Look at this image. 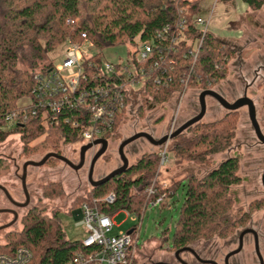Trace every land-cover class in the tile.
<instances>
[{
  "label": "trees",
  "instance_id": "1",
  "mask_svg": "<svg viewBox=\"0 0 264 264\" xmlns=\"http://www.w3.org/2000/svg\"><path fill=\"white\" fill-rule=\"evenodd\" d=\"M240 1L253 11L264 6V0ZM198 6V1L192 0H0V141L8 135H19L21 155H28L29 150L36 153L45 146L50 153L62 156L61 147L81 144L78 129L64 123L61 116L44 119L27 112L25 122L13 128L7 126L4 118L17 110L18 101L32 97L33 74L50 68L42 62L44 54L61 47L67 40L80 42L82 33L96 51L98 61L106 48L135 47L144 42L155 45L156 31L166 25L173 27L180 16L185 19L181 39L172 48L175 51L162 54L164 60L153 56L150 63L140 65L145 72L142 96L147 103L137 108L138 118H142L149 104L162 106L185 91L202 92L219 85L229 73V62L235 58V52L226 42L207 32L192 65L188 51L201 36L200 28L194 24ZM168 79L166 87L156 83V80ZM126 115L122 111L116 117L113 136L118 134ZM235 127V112H228L211 123L193 125L186 130L190 137L182 133L174 139L173 157L178 162L205 163L229 150ZM159 163L158 154L141 156L124 173L79 198L76 208L96 200L100 201L98 210L107 216L125 211L141 219L146 207L157 197L164 192L173 193L182 185V205L169 244L172 250L189 247L200 240L227 238L234 233L236 226H230L233 201L228 193L240 183L238 159L228 157L202 178L190 175L165 189L158 181ZM8 168L9 164L0 160V170L6 172ZM150 187L154 195L148 197ZM61 193L58 184H51L42 194L54 198ZM109 194H113L114 202H101ZM160 206L170 205L165 201ZM21 224L22 229L8 235L0 245V254L12 255L22 247L31 254L27 264H66L88 252L81 241L65 239L58 212L45 216L35 207Z\"/></svg>",
  "mask_w": 264,
  "mask_h": 264
},
{
  "label": "rangeland",
  "instance_id": "2",
  "mask_svg": "<svg viewBox=\"0 0 264 264\" xmlns=\"http://www.w3.org/2000/svg\"><path fill=\"white\" fill-rule=\"evenodd\" d=\"M199 3L201 11L198 17L206 21L210 20L207 32L218 38H223V34H227L230 23L234 22L239 16L238 12L234 10L232 5L226 6L222 2L217 3V0H199L198 5ZM244 36L246 35L244 34ZM244 41L245 38L236 42L238 46L236 47V56L229 62L227 77L211 90L218 93L229 103H233L242 97L249 98L255 106L257 124L261 133L264 134V41L261 42L262 50L258 53H253V51L251 52L246 49L245 44L247 42ZM224 42L227 43L226 40ZM249 42H257L255 35L252 39H248L246 45ZM78 43L80 42L78 41ZM66 48V44H64L51 53L44 54L42 62L54 68L60 67ZM127 51L128 48L124 46L106 48L101 51V59L111 65L124 64ZM95 53L96 51L89 46L81 49V54L85 56H92ZM140 88L141 85L135 87V92H138ZM200 93L199 91H185L182 94L175 95L165 105L154 106L149 104L145 107L142 118L136 116V110L145 101L139 93L132 94L126 119L120 125L118 134L107 140L108 147L104 155L95 163L92 180L97 181L107 176L114 169L122 166L118 156V146L125 139L130 138L136 133L144 132L152 138L159 140L196 116L199 112L198 96ZM23 100L18 101L17 104L21 105ZM226 113L228 112L220 107L216 101L206 98V112L199 123H211L220 119ZM235 114V137L231 147L229 150L209 158L205 163L176 161L171 152L175 144V138L168 141L162 147H154L144 139H138L124 148L123 153L128 161V166L133 165L143 155H159L165 151L166 161L160 168L158 181L163 183V186H169L180 183L185 177L190 175L200 179L226 158L238 157L241 163L239 175L243 177L244 174H248L247 172H251L252 175H256L258 181L260 174L264 171V145L259 143L255 137L247 109L240 108L235 111ZM183 133L186 134V137H190V133L186 131ZM44 147L42 146L40 151L36 153L29 150L26 151L29 152L28 155H21L23 148L19 135L12 134L8 135L3 141H0V158L13 157L16 159V163L20 165V170L25 162H39L46 154L50 153ZM80 147V144L63 146L60 151L63 157L74 165H77ZM98 149L96 147L86 152L84 165L78 171H74L62 162L54 159L49 160L39 168L29 166L27 170L30 176L28 180L32 181L29 184L32 203L36 204L38 210L45 216H50L53 212L59 213V223L64 232L65 239L70 242L81 241L86 237L84 228L75 227V223L79 220L75 213L78 211L76 207L79 205V198L92 190L86 178L90 160ZM12 173H14L12 167H9L6 172L3 169L0 170V184L9 185L6 181L11 178L9 174ZM37 181H41V189H36ZM257 181L255 179L249 180L248 178L246 183L231 187L228 196H231L233 201H242L243 203L241 202V204L246 206V203L251 200L250 197L254 194L253 190L255 192L258 191L256 186L259 183ZM51 184L59 185L62 192L60 196L48 198L42 194L43 190ZM182 200L183 187L179 185L172 193V196L167 199L170 205L167 208H161L159 205L155 207L148 205L141 219L135 213L125 211L116 213L112 219L115 226L110 234L116 235L130 230L134 226H139L138 239L136 241L137 251L134 259L135 264H152L154 261L170 257L173 255V250H166L164 248L168 247L172 239ZM239 205L235 204L233 210ZM212 242H215L216 246H221L222 248L223 245L220 244L226 241L213 239ZM0 244H3L1 240ZM200 246L199 243L194 242L189 247L194 252H197ZM186 256V254L183 255V257ZM147 257L151 258L152 262L146 261Z\"/></svg>",
  "mask_w": 264,
  "mask_h": 264
},
{
  "label": "built area",
  "instance_id": "3",
  "mask_svg": "<svg viewBox=\"0 0 264 264\" xmlns=\"http://www.w3.org/2000/svg\"><path fill=\"white\" fill-rule=\"evenodd\" d=\"M209 21L200 17L194 19V24L201 30V36L188 51L192 65L196 61L202 38L207 33ZM185 24V19L180 16L173 27L166 25L156 31L155 45L144 42L137 43L135 47H127L126 61L124 64H118L119 67L108 64L101 58L96 61L95 54H81V49L85 46L92 48L86 34H80V43L67 40L60 67L50 66L33 74L32 97L24 99L21 105L17 104V110L5 116V123L13 128L25 122L27 112H30L31 116L40 115L44 119L47 116L52 119L61 116L64 123L78 129L81 147L99 139L108 140L114 135L112 127L116 117L122 111H128L131 95L139 93L142 96L145 72L140 65L150 63L153 56L164 60L162 54L175 51L172 48L180 41ZM156 83H162L166 87L169 79L166 82L156 80ZM138 85H141V88L135 92ZM142 98L147 103V99L143 96ZM165 154V151L159 154L157 173L166 161ZM165 187L163 186V189ZM153 195L154 189L150 187L147 196ZM171 196L172 192H164L149 205L160 206ZM101 202L112 204L113 194L107 195ZM98 203L100 201L93 200L91 204L84 203L78 208L79 220L75 227L84 228L86 237L81 242L88 252L66 264H133L139 226L111 235L115 226L112 222L114 215L107 216L100 212ZM30 259V252L22 247L16 249L12 255L0 254V264H27Z\"/></svg>",
  "mask_w": 264,
  "mask_h": 264
},
{
  "label": "flooded vegetation",
  "instance_id": "4",
  "mask_svg": "<svg viewBox=\"0 0 264 264\" xmlns=\"http://www.w3.org/2000/svg\"><path fill=\"white\" fill-rule=\"evenodd\" d=\"M235 158L238 159V157ZM0 160L6 161L9 167L14 169L13 175L9 174L11 178L6 181L9 185L0 184V240L5 242L8 235L22 229V220L36 207V204L31 201L32 195L29 191V184L32 181L28 180L30 177L27 173L28 167L25 173L24 186L22 184L23 165L26 162L19 170L20 165L16 163V159L13 157L0 158ZM238 161L240 169L241 163L239 159ZM239 169L240 183L236 186L246 183L248 178L257 181L256 175H252L251 172H247L248 174H244L243 177L240 176ZM262 178H264V171L257 181L259 184L256 182L258 191L253 190L254 194L246 206L241 204L242 201H233V198L229 197L233 201V207L235 204L240 205L234 210L233 207L231 209L233 212L230 226H236L235 232L227 238H216L226 241L223 244L218 243L223 245V249L221 246H216L215 242H212L213 240H200L197 242L201 245L197 252H194L190 247L176 249L173 250L172 256L154 261L152 264H264V181ZM36 185V189L42 188L41 181H37ZM40 196L42 197V195ZM19 227L20 229H18ZM186 248L189 250H184ZM164 249L169 250L171 247L168 245ZM184 254L187 256L183 257ZM147 260L152 262L149 257L146 258Z\"/></svg>",
  "mask_w": 264,
  "mask_h": 264
},
{
  "label": "water",
  "instance_id": "5",
  "mask_svg": "<svg viewBox=\"0 0 264 264\" xmlns=\"http://www.w3.org/2000/svg\"><path fill=\"white\" fill-rule=\"evenodd\" d=\"M206 98L213 99L214 101L217 102V104L220 107H222L227 112H235V111L239 110L240 108H246L247 109V113H248V117H249V120H250V124H251L252 130H253V132L255 134V137H256V139L258 140L259 143L264 145V134L261 133L260 128H259V126L257 124L255 106H254L253 102L249 98L242 97V98H239L238 100H236L233 103H229V102L225 101L215 91L205 90V91H202L199 94V96H198V105H199L198 114L196 116L192 117L191 119H189L182 126L177 128L174 132L170 133L169 135H166V136L162 137L159 140H156V139L152 138L150 135H148V134H146L144 132H141V133H136L133 136H131L130 138L125 139L124 141H122L120 143V145L118 146V156H119V159L121 161L122 166L120 168L112 171L107 176H105V177H103V178H101V179H99L97 181H93L92 180V174H93V169H94L95 163L104 155V153L106 152L107 146H108V141L107 140L99 139V140H96V141H94V142H92L90 144H87V145H84V146L80 147V150H79V161H78L77 165H74L73 163H71L65 157H63L61 155H57L55 153L46 154L39 162L27 161L23 165L22 184L24 186V178H25V173H26L27 167H29V166L35 167V168L42 167L50 159H54V160H57L59 162H62L63 164L68 166L70 169H72L74 171H78L84 165L86 152L91 150V149H93V148H96V147H98L99 149L96 152V154L92 157V159L90 160L87 181H88V183H89V185H90V187L92 189L96 188V187H98V186H100L102 184H105V183L109 182L110 180H112L115 176L123 173L124 171H126L129 168L128 161L125 158L124 153H123L124 148L127 145L131 144L132 142H134V141H136L138 139H144L145 141H147L150 145H152L154 147H162L168 141L176 138L178 135L182 134L188 128H190L193 125H196L199 122H201V120L203 119V117L205 115V112H206ZM262 181H264V178H262ZM184 250H189V248H186Z\"/></svg>",
  "mask_w": 264,
  "mask_h": 264
},
{
  "label": "crops",
  "instance_id": "6",
  "mask_svg": "<svg viewBox=\"0 0 264 264\" xmlns=\"http://www.w3.org/2000/svg\"><path fill=\"white\" fill-rule=\"evenodd\" d=\"M193 1V0H192ZM198 1L199 0H194ZM218 3V2H217ZM226 6L232 5L234 10L238 12V17L236 20L232 23H230L228 27L227 34H223V38H219L221 40H226L227 44L234 50L235 56H236V42L239 40H243L245 38L244 42L248 43V39H252V37L255 35L257 42H249L248 45L245 44L246 49L249 51L255 52H261L262 45L261 42L264 41V6L260 10L253 11L247 7L246 4L241 2L240 0H233L228 3H222ZM199 12L200 10V3H199ZM244 34L246 36H244ZM247 39V40H246ZM253 56V55H252ZM76 217L78 218V212L75 213ZM4 244V242H3ZM2 245V244H1Z\"/></svg>",
  "mask_w": 264,
  "mask_h": 264
}]
</instances>
